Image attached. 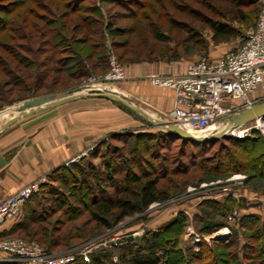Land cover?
<instances>
[{
    "label": "trees",
    "instance_id": "16d2710c",
    "mask_svg": "<svg viewBox=\"0 0 264 264\" xmlns=\"http://www.w3.org/2000/svg\"><path fill=\"white\" fill-rule=\"evenodd\" d=\"M87 1L0 0V105L30 94L36 97L53 93L64 74L68 79L78 80L103 72L109 67L111 52L125 65L177 59L180 48L192 49L185 45L196 35L191 23L208 25L214 38L225 39L231 32L227 28L230 22L246 21L258 5V0ZM28 3L39 5L41 12ZM102 4L118 11L103 10ZM118 19L128 21L125 26L129 27L117 24ZM175 26L180 28L179 32L186 33L181 39L182 47L171 35ZM132 35L137 37L134 41L130 38ZM121 36L125 39L118 40ZM111 138L120 144L107 146L100 157L96 154L100 159L99 170L85 163V158L54 167L48 173L49 184L40 185L41 190L34 192L24 204L22 219L0 231V237L20 233L24 236L22 239L36 240L48 254L65 251L124 218L143 212L153 203L180 194L189 183L181 175H187L194 166L201 169L204 161H209L212 168L216 166L218 172L243 171L244 184L251 185L255 192H264V140L258 133L241 140L221 135L215 140L194 142L163 128H138L113 134ZM141 141L147 153L153 148L156 151L148 158L142 156L140 162H144L145 168H140L137 174L132 166L139 163L135 154ZM151 142L153 147L148 149ZM195 146H200L204 155L210 150L215 152L204 161L197 155L196 161L192 157ZM175 147L177 154H172ZM232 148L245 153L246 160L235 158ZM184 150L190 154L189 163L178 155ZM223 159L226 162L219 169ZM196 176L193 173L190 177L196 179ZM196 180L204 178L198 176ZM30 201H35L36 206L30 207ZM203 202L209 205L196 214L197 232L210 235L228 225L230 236L225 243L213 246L201 242L202 251H192L186 257L180 242L187 219L179 212L168 223L149 230L137 240L120 238L119 242L90 253L87 263L77 256L68 264H168L171 254L176 255L178 262L196 264L199 258L203 260L199 257L201 252L210 262L217 260V255H224L226 264H264V216L247 214L229 225L227 216L241 205L238 201L228 195L221 201ZM206 207L215 212V217H211ZM244 238L246 242L241 243Z\"/></svg>",
    "mask_w": 264,
    "mask_h": 264
},
{
    "label": "rangeland",
    "instance_id": "374dc122",
    "mask_svg": "<svg viewBox=\"0 0 264 264\" xmlns=\"http://www.w3.org/2000/svg\"><path fill=\"white\" fill-rule=\"evenodd\" d=\"M97 0H88L87 3L90 2H95L96 3ZM28 5L34 6L31 3H28ZM39 5L37 7H35V9L39 12H41V10L38 8ZM101 7L103 8V10H110V11H118V9H116L115 7H111L109 4L105 5L102 4ZM261 5H260V1H258V5H257V11L253 14L250 13L248 15V19L246 21H239V20H233L230 22L231 26H227V28L231 29L230 31V35L227 36L225 39H218V38H214L213 37V33H212V28L208 25H204L201 24L197 21L191 23L193 26V30L196 32L195 37L197 39H199V41H195L194 39H196L195 37L191 38V40L188 43H185L186 46L191 47L192 49L190 50H184L183 48H180L178 51V58L174 59V60H162V61H156V62H140V63H149V64H157V63H165L168 66L173 67V70L175 69H181L182 67L196 62L197 60L201 59V58H208L210 60L212 59H216L218 57H220L222 54L228 52V51H232L238 47L241 46V44L243 43V41L245 40L246 36L252 31V29L255 26V22H256V18H257V14L259 12ZM250 10V9H247ZM206 14H208L209 16H212L213 18H217L214 14L209 13L206 10H203ZM104 13H106L104 11ZM42 14L45 17H50L47 13H43ZM179 17V16H178ZM182 18V16H181ZM117 24L128 28L129 26H125L126 24H128V21L125 20H117ZM190 29H192L191 27H189ZM166 29H168V26L166 27ZM179 27L175 26L173 29H171V35L173 37H176L177 42L179 43V45L182 47L183 44H181V39L182 37L186 36V33H181L179 32ZM192 31H187V34H191ZM135 35L130 36L131 40L134 41L135 39ZM137 38V37H136ZM118 40H123L125 39V36H121L119 38H117ZM175 40V41H176ZM157 43V42H156ZM159 45H162L163 43H157ZM184 46V45H183ZM112 53V52H111ZM113 54V53H112ZM114 55V54H113ZM115 57V55H114ZM116 58V57H115ZM117 60V58H116ZM120 65L123 66L126 76H128V73L130 70V66L132 65H136L139 63H131V64H123L119 61H117ZM109 63V62H108ZM109 67L107 66V68L103 71V72H97V73H92L86 77H83L81 79L75 80V79H68L66 74L63 75V79L61 81L60 84L56 85L54 87V92L57 91H61V90H65V89H69V88H73L79 85H102V86H108V87H118L122 90H128L131 93V85L133 83H135V80H129L128 78L124 81L121 82H117L114 84H102V77L104 76V74L108 71ZM129 77V76H128ZM148 85H150L147 83ZM127 91V92H128ZM45 92V90H43L41 93ZM47 92V91H46ZM32 94L30 95H26L23 98H32ZM37 97V96H36ZM21 98L20 100H11L8 103H4L2 105H0V123H3L6 120V116L7 114L12 115L13 114V107L19 103L20 101H22ZM87 100L88 99H92L91 101H76L74 103H66L67 105H59L57 107H55V109H51L49 111H47V115H44L45 117H41L38 121V119H33V118H37V117H30L27 119H20L16 124H14L15 126H23L22 128H24V132L26 134H30V132L32 133H36L38 130L42 129L41 123H44L45 121H50L51 123H55V125L51 128L49 126L48 131L50 133V136H52V134H60V130L63 132L64 134V141L67 143H63L60 148L56 149V151H53V153L56 154H64L67 155V157H69V160H71L72 158H74L75 156L82 153V152H87L85 156L81 157V158H85L84 162L85 163H89L92 166L95 167L96 170H99V162H100V155L103 154L105 152V148L109 145L112 144H120L119 142L112 140L111 135L116 134V133H120V132H114L115 130H117V128L115 129L114 126L116 124V120H117V125H126V121H125V116H127V118H130L129 120L132 121V123H136V124H140L142 127L140 128H152V129H158L159 127H156L153 124L154 121V117H157V115H155L154 117H147L146 115H143L142 113H138L135 111H130L126 108H123L122 105H120V102H115L114 100H109V99H105L102 97H98V96H88L86 97ZM79 102V103H77ZM76 104H80V109H85L86 110V122H85V134L83 135L85 138V142L84 144L81 141H78L77 139H81L83 138L81 135V132L77 133V126L79 125V120H78V116H79V106H77ZM108 104V105H107ZM112 104L114 106L119 107V110H121L124 114L126 115H122L123 113H121V111H118V113H114L113 111V107L110 108V105ZM65 114V115H63ZM78 114V115H77ZM117 117V119H116ZM96 118H101V121H97L95 120ZM110 119L111 121H109L108 123L105 122V119ZM32 119V121H30ZM106 119V120H107ZM130 121V122H131ZM63 123V125L65 124H69L70 125H66L69 130H74L76 132L71 131V133L65 134L67 129H61V126H58L57 123ZM50 123V124H51ZM13 125V126H14ZM79 127V126H78ZM135 130H137L135 128ZM126 131V130H124ZM2 132V131H1ZM23 132V133H24ZM123 132V131H121ZM66 135H68L69 140L67 139ZM102 141H105V144H100ZM144 142H140L137 143V147H138V153H136V160L139 161V163L137 165H133L132 168L134 169L135 172H137V174L140 173V168H145L143 165L144 162H140L142 156H144L143 158H148L150 156V154H154L156 149L153 148V150H150L147 153V149L146 146H144ZM147 145V144H146ZM84 146V147H83ZM92 146H96V148L94 150H92ZM132 148H135L136 146L131 145ZM150 147H153V143H149V145H147L148 149ZM200 146H195L192 148L194 155L192 156L194 160H198L199 158L201 160H206V158H208L209 156H212V154L215 152L212 150H210V152L208 153V155H204V151H202V149H199ZM81 148V149H80ZM80 149V150H79ZM216 149V147H214V150ZM233 150L235 148H232ZM79 150V151H78ZM177 147L174 148V150H172V154L175 152L177 154ZM182 152V153H181ZM180 154L178 153V155H182L181 159L186 162L189 163L191 162V160H189V155L188 154V150L187 152L181 151ZM235 152V158H239V160L241 161H245L246 160V154L245 153H241L238 152L237 149L234 150ZM75 155H74V154ZM95 153V154H94ZM100 153V154H99ZM92 154V156H91ZM98 154V156L96 155ZM138 154V155H137ZM96 155V156H94ZM197 155H199V158H197ZM197 158V159H196ZM150 160H152L150 158ZM66 161V162H67ZM79 159L75 162H78ZM154 163L157 164L156 160H152ZM222 161V165L220 166L219 169H221L223 167V164H225L224 162H226V160H221ZM65 162V163H66ZM74 162V163H75ZM83 162V161H82ZM64 163V164H65ZM203 165V167H201V169H199V167H192L190 169V171L187 173V175H181L182 178L188 179L189 183L186 185L185 189L178 195L176 196H172L169 199H167L166 201H162V202H156L153 203L151 206H149L146 210H144L143 212H140L139 214L135 215V216H128L126 218H124L122 221H120L119 223H117L116 225H113L112 227L108 228L105 231H101L98 232L96 235H94L93 237L80 242L77 246L72 247L70 249H66L65 251H57L54 252V255H61V254H65L68 252H74L78 249H83V248H87L90 247L91 249V253L94 252H99L101 250H103L105 247H107V245H102V242L111 238H124V237H140L143 234H145L146 232H148L149 230L152 229H156L157 227H160L161 225L168 223V221H170L171 219L174 218V216L179 215V212H182V214H184L186 216V226L184 228L183 234L181 236V246L182 248L185 250V254L186 257L190 256L189 253L192 251H199V249L201 248V242L200 243H195L194 241V237L193 235H189V231L192 230L194 233H198L196 230V227L198 226L196 223L198 222L197 216L196 214H198V210L201 209L203 206H207L209 204H207L206 202H203L206 200L207 195L210 193H216V192H220L219 186H232L230 188L231 191L235 190V189H245L246 191L249 192H253L255 194H259L261 195L262 192H255L254 188L245 185L244 181H245V174L244 172H218L215 167L212 165L211 163H209V161H204L201 163ZM140 166V167H139ZM211 169V170H210ZM143 170V169H142ZM193 173H195L198 178V176H201L204 178V180H196L195 178H192L190 176L193 175ZM217 173L222 174L220 175H216ZM243 176L244 178L241 181V184H236L234 185L235 181H230L228 182L227 179L229 178H237L238 176ZM38 180H44V183L42 184H49V178H48V173L41 176ZM37 180V181H38ZM165 181V180H164ZM164 181H161V183H164ZM41 185V184H40ZM40 185L38 186V189L35 191L38 192L40 191ZM62 188L61 185H58ZM264 193V192H263ZM89 198V196H88ZM87 201V199H86ZM201 202H203V204H201ZM29 206H36V202L35 201H30L29 202ZM234 208L232 210L236 211ZM202 210V209H201ZM205 210L207 212H210L211 217H215V212L211 209L206 207ZM25 209L22 207L19 216L15 219L16 221L21 220L23 215H24ZM214 212V213H213ZM202 213V212H201ZM232 214V213H231ZM57 216V215H56ZM84 219V217L82 218ZM81 219V220H82ZM227 220H228V216H227ZM199 224V223H198ZM223 228V227H222ZM217 230L213 231L212 234L210 235H206L209 237L208 242L203 241V243H205L206 245H211L214 244L215 245H220L225 243L230 236V231L226 232L228 234V236H215V232ZM199 234V233H198ZM14 238H24V236L20 233H17L15 235H12ZM34 240V239H32ZM163 240V239H162ZM36 241V240H34ZM37 242V241H36ZM245 243L246 239L244 238L243 240L241 239V243ZM201 250V249H200ZM233 250V249H230ZM202 251V250H201ZM229 251V249H228ZM201 252V255H199V257H203V260L199 258L200 262H204L203 264H226L225 262H223V260L225 259L226 256L224 255H217V260H214L210 262V260H208V258L205 257V253ZM172 259H170V262H168V264H183L181 262L177 261L176 255L171 254ZM199 261L196 262V264H202L199 263ZM117 264V263H115Z\"/></svg>",
    "mask_w": 264,
    "mask_h": 264
},
{
    "label": "built area",
    "instance_id": "2783aa9c",
    "mask_svg": "<svg viewBox=\"0 0 264 264\" xmlns=\"http://www.w3.org/2000/svg\"><path fill=\"white\" fill-rule=\"evenodd\" d=\"M258 1L261 7L255 26L236 50L228 51L216 60L203 57L186 65L179 74H150L146 77L152 86L173 92L172 108L161 113L160 117H154L153 124L155 120L175 124L196 137L210 138L211 134L223 131V135L236 140L250 138L254 133L260 134L264 140V115L242 124L227 123L231 115L264 101V0ZM126 79L123 66L110 53L109 69L102 77V84L110 85ZM86 153L78 154L64 165L74 163ZM243 178L239 175L227 181L236 180V185L241 184ZM42 183L44 180L28 183L0 201V227L19 216L21 208ZM231 187L219 186V189L223 195H230L233 193ZM261 195L255 198L261 201ZM236 218L237 211H233L227 223L233 224ZM229 231L227 225L218 229L215 236L222 237ZM189 235H193L195 243L209 240L208 236L192 230ZM115 239L104 240L102 245L106 246ZM90 253L91 249L87 247L61 255L48 254L34 240L0 237V263L3 264H68L77 256L87 263Z\"/></svg>",
    "mask_w": 264,
    "mask_h": 264
},
{
    "label": "crops",
    "instance_id": "0c3cea01",
    "mask_svg": "<svg viewBox=\"0 0 264 264\" xmlns=\"http://www.w3.org/2000/svg\"><path fill=\"white\" fill-rule=\"evenodd\" d=\"M184 69L185 66L181 69L173 70V67L168 66L167 64L162 62L157 64L139 63L136 65H132L130 66V70H128L129 77L127 76V78L129 80H135V83L131 85V93L128 90H126V92L128 91V94H131L144 103L148 104L155 110V115H158V113L166 112L173 106V92L167 88H160L152 86L151 84H146V77L150 74H179L182 73ZM84 100H87V98H78L67 102V104ZM91 100L92 99H88L87 101ZM67 104L65 103L62 105ZM76 105L79 106V127L77 126V133L81 132V135L83 137L77 140L81 141L84 144L85 138L83 135L85 134V122L87 118L85 114L86 110L80 109V104ZM109 105L110 108L113 107L112 109L114 113L117 114L118 111H121L119 110V107L112 104ZM51 109H55V107L26 116L21 119L37 117L33 119H38L39 121V119L41 117H45L44 115H47L45 113H47V111ZM121 113L123 112L121 111ZM122 115L126 114L123 113ZM124 118L126 121V125L124 124L118 126L116 120L114 128H117V130H115L114 132L134 130L135 128L138 129L142 127L140 124H136L134 122L132 123V121L129 120L130 118H127V116H125ZM106 119V123L111 121V118L107 120ZM19 120L0 132V201L18 188L28 183L37 181L41 176L49 173L54 167L60 164H64L69 159L67 155H64L62 153L56 155L55 153H53V151H56V149L58 151L63 143H67V140L66 142L64 141V134L61 130L59 135L54 133L52 134V136H50L47 128H49V126L50 128L51 126L53 127L55 123L45 121L44 123H41L42 129L38 130L36 133L30 132V134L28 135L24 132V128H22L23 126L14 125ZM95 120L101 121V118H96ZM30 121H32V119ZM57 125L61 126V129H67L65 134L69 135L71 131L72 133L74 131L69 130V126H66L70 125V122L69 124L65 125H63V123L61 122L57 123ZM68 135H66V137L69 140ZM93 147L94 146H92V148ZM232 192L233 193L230 194V196L241 204L239 207H237V209H235L237 211V217H242L247 214H258L264 216V193H262L261 195L262 200L259 201L255 198L257 194L246 191L245 189L237 188ZM226 196L228 195H223L221 192H214L208 194L206 199L221 201ZM15 221L16 220L7 221L3 225H1L0 230L5 231L9 229L11 225L15 223ZM228 234L224 233L223 236H228Z\"/></svg>",
    "mask_w": 264,
    "mask_h": 264
},
{
    "label": "water",
    "instance_id": "95a60500",
    "mask_svg": "<svg viewBox=\"0 0 264 264\" xmlns=\"http://www.w3.org/2000/svg\"><path fill=\"white\" fill-rule=\"evenodd\" d=\"M88 96H98L105 99L114 100L115 102H120L129 110L145 114L149 118L155 116V110L148 104L144 103L133 95L128 94L126 91L118 87L85 84L37 97L27 98L20 101L13 107V115L9 116V118H7L0 125V132L21 118L65 104L78 98H84ZM158 115L160 117L161 113H158ZM262 115H264V101L231 115L227 119V123L230 125L242 124ZM154 125L159 126L168 132L174 133L181 138L188 139L194 142L215 140L219 136L223 135V131H221L215 134H211L210 138L202 136L196 137L182 131L175 124H166L164 122H161L160 120H155ZM134 238L136 240L138 239V237ZM131 239V236L127 237V240ZM119 240V238H116L114 241H109L108 245L115 244L119 242Z\"/></svg>",
    "mask_w": 264,
    "mask_h": 264
},
{
    "label": "bare ground",
    "instance_id": "6f19581e",
    "mask_svg": "<svg viewBox=\"0 0 264 264\" xmlns=\"http://www.w3.org/2000/svg\"><path fill=\"white\" fill-rule=\"evenodd\" d=\"M12 115H13V114H12ZM12 115H10V114H7V116H6V119H7V118H9V116H12ZM1 124H2V123H0V125H1Z\"/></svg>",
    "mask_w": 264,
    "mask_h": 264
}]
</instances>
